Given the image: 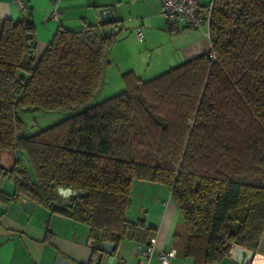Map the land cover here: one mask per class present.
<instances>
[{
  "label": "trees",
  "instance_id": "obj_1",
  "mask_svg": "<svg viewBox=\"0 0 264 264\" xmlns=\"http://www.w3.org/2000/svg\"><path fill=\"white\" fill-rule=\"evenodd\" d=\"M208 32L205 53L149 79L126 71L120 92L94 102L117 34L57 28L34 62L31 17L0 20V150L17 153L0 179L11 178L13 196L86 225L94 240L87 264H100L102 240L115 254L122 240L154 234L125 216L134 179L169 188L194 264L218 262L230 244L256 248L264 232V0H213ZM26 110L70 114L24 135ZM60 188L79 193L55 203Z\"/></svg>",
  "mask_w": 264,
  "mask_h": 264
},
{
  "label": "crops",
  "instance_id": "obj_2",
  "mask_svg": "<svg viewBox=\"0 0 264 264\" xmlns=\"http://www.w3.org/2000/svg\"><path fill=\"white\" fill-rule=\"evenodd\" d=\"M22 1L20 8L12 0H0V20L18 21L28 10L35 35L34 62L57 28L83 30L93 27L108 32L110 24L100 21L97 10L112 7L114 21L120 23L122 29L104 64L101 86L113 89L108 97L123 89L121 75L126 71L149 79L209 49V40L203 30L179 24L170 26L160 15L157 0H60L57 20L52 19L48 11L50 0ZM134 27H140L141 41L136 39ZM16 156L14 150H0V171L9 174ZM24 163L26 161L22 160ZM0 191V264H56L57 256L65 260L64 264H87L92 245L86 225L27 197L13 196V182L6 174L0 179ZM25 200L32 201L31 211L22 207L21 202ZM126 212V218L143 220L145 226L153 228L154 234L145 242L122 240L112 264H136L139 247L154 236L156 248L149 264H161L157 256L159 251H174L168 264H194L192 257L183 254L182 218L166 185L134 179ZM239 250L244 251V257ZM107 256L100 252L95 260L105 264ZM244 262L264 264V232L255 249L232 246L228 254L214 264Z\"/></svg>",
  "mask_w": 264,
  "mask_h": 264
},
{
  "label": "built area",
  "instance_id": "obj_3",
  "mask_svg": "<svg viewBox=\"0 0 264 264\" xmlns=\"http://www.w3.org/2000/svg\"><path fill=\"white\" fill-rule=\"evenodd\" d=\"M18 7H23L22 0H12ZM60 0H50L48 11L52 19L57 20L59 16ZM159 13L171 25L179 24L184 27L203 30L209 40V22L213 0H157ZM133 32L137 40L143 38L140 27H134ZM209 54L214 59V54L209 50ZM155 236L151 237L144 245L138 249V260L136 264H149L155 252ZM235 246L230 244L229 248ZM229 250V249H228ZM174 255V251H159L157 256L161 264H168L169 257ZM244 264H246L244 262Z\"/></svg>",
  "mask_w": 264,
  "mask_h": 264
},
{
  "label": "rangeland",
  "instance_id": "obj_4",
  "mask_svg": "<svg viewBox=\"0 0 264 264\" xmlns=\"http://www.w3.org/2000/svg\"><path fill=\"white\" fill-rule=\"evenodd\" d=\"M112 90L113 89H110V90H107V88L104 89L101 86L94 98V102H98V101H101L107 98L108 97L107 95L110 94L109 92H112ZM116 90L117 89H114L115 92ZM69 114H70L69 112H45L41 110L22 111L20 113V117L23 122L22 132L24 133V135L34 134L35 132L39 130H42L56 122H59L60 120H62V118L67 117ZM24 166L25 168L28 169L29 174L33 177V173H32V170L29 168V165L27 163L26 164L24 163ZM78 192L79 191H76V190L72 191L73 194L78 193ZM70 194H68V190H66L65 188H62V190L59 192L60 197L54 199V202L55 203H67L68 197L70 196ZM138 211H140L139 212V216H140L141 210L139 209ZM127 213L128 212L125 213V216L127 215ZM235 246H239V245L235 244ZM240 247H243V246H240Z\"/></svg>",
  "mask_w": 264,
  "mask_h": 264
},
{
  "label": "water",
  "instance_id": "obj_5",
  "mask_svg": "<svg viewBox=\"0 0 264 264\" xmlns=\"http://www.w3.org/2000/svg\"><path fill=\"white\" fill-rule=\"evenodd\" d=\"M27 13H28V10H25V16H27ZM97 14L99 16L100 21L110 24L109 30L113 34H118L121 31V29H122L121 24L114 21V15H113L112 7H110V6L100 7L97 10ZM65 189L68 190V194H70V193L73 194L72 190H70L68 188H65ZM61 190H62V188L59 189V192ZM21 205L27 211H31L33 206H34L32 201H30V200L22 201ZM90 243L91 244L94 243V240L90 239ZM115 248H116V245L111 241L102 240L99 242L98 249L100 250V252L108 254L105 264H112L113 263V259H114L113 251ZM239 252H241V257H244V255H245L244 251L239 250ZM64 263H65V260L61 256H57L56 264H64Z\"/></svg>",
  "mask_w": 264,
  "mask_h": 264
}]
</instances>
